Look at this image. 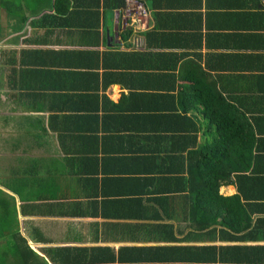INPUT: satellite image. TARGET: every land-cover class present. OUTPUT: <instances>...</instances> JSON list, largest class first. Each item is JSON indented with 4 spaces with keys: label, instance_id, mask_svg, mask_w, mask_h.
<instances>
[{
    "label": "crops",
    "instance_id": "obj_1",
    "mask_svg": "<svg viewBox=\"0 0 264 264\" xmlns=\"http://www.w3.org/2000/svg\"><path fill=\"white\" fill-rule=\"evenodd\" d=\"M141 1L0 0V264H264V4Z\"/></svg>",
    "mask_w": 264,
    "mask_h": 264
},
{
    "label": "trees",
    "instance_id": "obj_2",
    "mask_svg": "<svg viewBox=\"0 0 264 264\" xmlns=\"http://www.w3.org/2000/svg\"><path fill=\"white\" fill-rule=\"evenodd\" d=\"M212 148V147H211ZM219 152L220 149H218V145L216 144L213 146L211 151L209 153L205 152L203 149H200L198 153V163L195 167V174L197 175H218V164H219ZM230 174L229 169H227V172L220 173V175ZM14 209L12 205H6L2 202H0V223H1V232L2 236L8 234L10 231L5 230V223L7 220H10V218L13 217L15 214V211H10L11 208ZM9 209V211H7ZM15 217V216H14ZM15 237L19 240L20 244L22 245V248L25 250L26 249V240L24 237H22L19 233L14 234ZM6 252H3V256L5 255ZM1 257L4 260H6L5 257Z\"/></svg>",
    "mask_w": 264,
    "mask_h": 264
},
{
    "label": "built area",
    "instance_id": "obj_3",
    "mask_svg": "<svg viewBox=\"0 0 264 264\" xmlns=\"http://www.w3.org/2000/svg\"><path fill=\"white\" fill-rule=\"evenodd\" d=\"M264 4V0H260ZM122 13L134 29L143 30L147 25L149 11L141 0H124Z\"/></svg>",
    "mask_w": 264,
    "mask_h": 264
},
{
    "label": "rangeland",
    "instance_id": "obj_4",
    "mask_svg": "<svg viewBox=\"0 0 264 264\" xmlns=\"http://www.w3.org/2000/svg\"><path fill=\"white\" fill-rule=\"evenodd\" d=\"M0 12H1V9H0Z\"/></svg>",
    "mask_w": 264,
    "mask_h": 264
}]
</instances>
